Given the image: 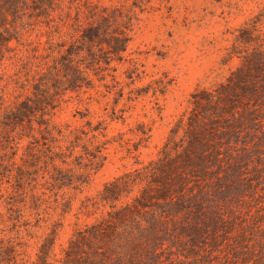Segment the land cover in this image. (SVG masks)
<instances>
[{"label": "rangeland", "instance_id": "obj_1", "mask_svg": "<svg viewBox=\"0 0 264 264\" xmlns=\"http://www.w3.org/2000/svg\"><path fill=\"white\" fill-rule=\"evenodd\" d=\"M35 1L0 25L21 30L0 64V121L29 95L12 88L29 68L83 49L100 10L116 15L108 34L128 40L117 54L95 44L89 77L51 95L56 120L99 127V156H72L88 183L18 175L23 149L10 137L0 148V264H63L98 219L111 227L105 264H264V0H57L50 17L33 16Z\"/></svg>", "mask_w": 264, "mask_h": 264}, {"label": "trees", "instance_id": "obj_2", "mask_svg": "<svg viewBox=\"0 0 264 264\" xmlns=\"http://www.w3.org/2000/svg\"><path fill=\"white\" fill-rule=\"evenodd\" d=\"M24 0H0V25L5 24V19L13 21L23 12ZM33 7V16H51L54 7H60L57 0H36ZM99 11L96 24L85 30L80 42L85 44V49L75 50L71 47L67 53L60 55V59L54 65H47L46 62L33 65L26 74V79L15 85L13 91L21 94L24 90H29V95L25 97H16L13 106L6 108L3 118L0 121V148H5V140L10 137L14 140L16 151L23 149L21 156L19 174L24 170L35 177H41L45 182L58 187H66L70 184L84 185L90 181L91 168L77 167L72 160V156L80 157L81 151L90 153V162H93L99 153H91V149L97 150L98 135L93 132L99 127L95 126L87 130L84 125L71 126L69 123H61L56 120L53 102L58 95L73 91L82 85L83 80L89 77L90 69L94 66L97 53L94 45L105 42L110 47L111 53L117 54L126 48L127 38L125 30L120 29L121 35L108 34L107 28L115 18V13ZM81 10L77 12L80 17ZM124 20V22H123ZM117 23H125V17L120 16L115 20ZM12 32L21 31L19 26L6 29L0 32V64L6 58L5 51L8 41L16 38ZM118 33V32H117ZM62 36V35H61ZM65 39V38H60ZM76 57V58H75ZM9 94V93H8ZM7 91H3L2 98L7 97ZM5 100V98H3ZM90 127V121H88ZM2 134V135H1ZM2 136H4L2 138ZM6 137V138H5ZM99 150V149H98ZM102 157V159H104ZM97 162V161H96ZM102 163V162H101ZM96 163V170L101 166ZM91 164V163H90ZM24 168V169H23ZM144 177L150 173L157 174V160H153L147 166H142ZM85 174L86 179L79 180L77 177ZM18 180V179H17ZM157 180V179H155ZM24 179L19 178V182ZM18 182V183H19ZM102 191V196L106 199L108 192L113 189L106 184ZM109 230H104L102 222L98 219L88 227L86 232H82L71 240L65 254L67 259H63L68 264L70 255H92L96 264H105L109 258ZM50 245L54 243L53 237L49 241ZM103 244V245H102ZM49 247H47V250ZM51 252V251H50ZM49 252V254H50ZM45 257L49 256L45 251Z\"/></svg>", "mask_w": 264, "mask_h": 264}]
</instances>
